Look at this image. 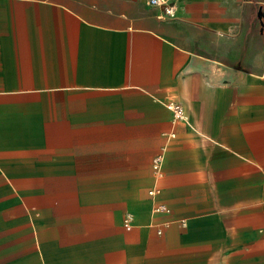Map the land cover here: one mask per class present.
<instances>
[{
	"label": "crops",
	"instance_id": "obj_1",
	"mask_svg": "<svg viewBox=\"0 0 264 264\" xmlns=\"http://www.w3.org/2000/svg\"><path fill=\"white\" fill-rule=\"evenodd\" d=\"M169 1L0 0V264H264V0Z\"/></svg>",
	"mask_w": 264,
	"mask_h": 264
},
{
	"label": "built area",
	"instance_id": "obj_2",
	"mask_svg": "<svg viewBox=\"0 0 264 264\" xmlns=\"http://www.w3.org/2000/svg\"><path fill=\"white\" fill-rule=\"evenodd\" d=\"M150 5L154 7H161L163 9V13L166 16H174L177 12V3L175 1L169 0H150ZM168 108L174 113V116L177 120L185 121L186 116L182 106L178 103H169ZM163 162V156L158 155L153 161V170L157 173H161V167ZM152 195L153 192H150ZM161 209V208H160ZM130 221V219H128Z\"/></svg>",
	"mask_w": 264,
	"mask_h": 264
}]
</instances>
